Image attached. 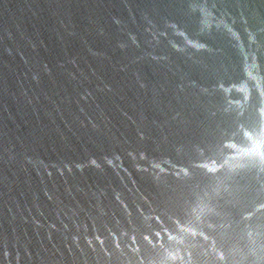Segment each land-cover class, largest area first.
<instances>
[{
  "label": "water",
  "instance_id": "1",
  "mask_svg": "<svg viewBox=\"0 0 264 264\" xmlns=\"http://www.w3.org/2000/svg\"><path fill=\"white\" fill-rule=\"evenodd\" d=\"M0 264H264V0H0Z\"/></svg>",
  "mask_w": 264,
  "mask_h": 264
}]
</instances>
